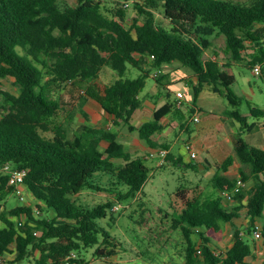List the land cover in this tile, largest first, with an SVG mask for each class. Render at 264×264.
I'll list each match as a JSON object with an SVG mask.
<instances>
[{"label":"trees","instance_id":"1","mask_svg":"<svg viewBox=\"0 0 264 264\" xmlns=\"http://www.w3.org/2000/svg\"><path fill=\"white\" fill-rule=\"evenodd\" d=\"M119 1L131 2L138 12L131 26L126 24L124 7L111 15L104 12L105 0H77L75 5L63 4L62 0H0V80L13 78L20 87L19 94L0 89L6 103L0 117V256L15 254L16 262L33 256L37 264H65L71 252L80 256L84 249L96 245L99 257L116 254L111 235L105 231L102 235L97 222L113 214L114 200L86 206L76 196L89 187L96 188L89 179L99 171H107L128 186L127 191L117 192L119 200L135 198L152 171L143 156L134 157L126 148L118 129L83 122L70 135L74 109L49 92L51 82L93 81L104 66H110L120 76L106 84L104 94L98 96L105 113L113 117L114 125L124 122L153 145L152 136L164 129L171 114L178 115L181 127L190 131L184 121L186 112L170 100L155 109L151 120L139 127L133 123L142 107L140 93L152 69L181 62L195 71L197 82H187L193 85L195 100L209 85L227 98L231 118L254 127L239 108L243 96L232 88L236 76L227 71L232 63L203 56L212 45L210 36L218 31L225 35L231 58L247 59L251 68L262 65L264 77V0ZM159 10L168 19L167 26L157 20ZM248 40L257 45L250 57L245 56ZM132 67L141 70L139 76H127ZM155 78L171 97L165 75ZM252 112L264 114V109L255 107ZM81 113L88 121L86 111L81 109ZM60 116L66 123H56ZM163 146L169 148V144ZM237 161L241 163L240 179H252L253 184L236 191L232 199L236 204L228 207L223 193L238 184L239 177L229 175ZM7 163L13 169L28 170L24 183L35 204L27 201L6 208V199L16 193L11 170L4 168ZM171 163L195 168L192 162L185 164L181 155L168 151L161 164ZM214 166L217 170L211 182L219 195L188 197L187 188L177 192L180 199H185L176 222L183 224L187 238L186 264H255L247 260L253 254V245L240 228L234 231V243L223 251L213 248L212 236L218 238L224 224L240 217L243 208L249 218L247 233L252 234L256 220L262 218L264 236V148L240 136L235 153ZM35 206L41 211L38 215ZM196 231L200 243L192 239Z\"/></svg>","mask_w":264,"mask_h":264},{"label":"rangeland","instance_id":"2","mask_svg":"<svg viewBox=\"0 0 264 264\" xmlns=\"http://www.w3.org/2000/svg\"><path fill=\"white\" fill-rule=\"evenodd\" d=\"M76 2L77 0H62L63 4L75 5ZM104 5V12L109 15H111L112 11L124 7L127 11V26H131L133 18L138 17V12L131 2L126 1L124 3L119 0H105ZM157 17V20L161 24L168 25V19L160 10L157 11ZM140 18L143 19L142 16ZM210 38L212 45L205 51L203 58H217L223 64L232 63L229 67L231 69L230 72L236 76V81L232 85V88L243 96L239 108L243 114L247 115L248 124L256 121L258 122V126L261 127L264 122V114L255 115L252 112V108L260 107L264 109V77L260 73L255 72L254 68L247 65V59L236 61L231 58V52L227 49L224 34L217 31ZM247 44L248 49L245 52V56L250 57V54L256 51L257 45L253 44L250 40L247 41ZM18 49L22 51L20 47ZM261 67L263 68L262 65ZM161 69L162 72L160 75H165L164 82L168 86H171V97L166 96V87L161 86L155 78L154 73L159 70L157 68L152 69V73L147 78L146 86L141 91L140 97L146 101L147 105L152 106L155 104L156 107H160L168 100L175 102L178 89L183 91L184 104L182 110L186 112L184 121H186V126L189 127L190 131L188 129L187 131H183L180 124H173L174 120L180 121L176 114H174V117L169 120L167 129L165 130L167 136H162L161 141L171 146L173 154L176 156L181 155L185 164L192 162L195 168H182L180 164L178 166L174 163L162 165L159 163L160 158L152 152L151 156L145 159V162L152 167L150 177L145 186L141 191L137 192L135 198L131 196L122 200L117 198V192L120 190L127 191L128 186L107 171L95 173L89 179V182L93 186L95 185L96 188L89 187L76 197L80 203L86 206H93L108 199L114 200V205L120 204V209L115 210L113 214L109 213L107 217L97 219L98 226L102 230V235L104 231L111 235L110 240L116 244L117 251L114 255L99 257L95 252L98 245L88 247L78 256L81 259L79 262L83 264H162L164 261L171 260L168 258L169 255L175 256L172 264H183L184 259H180L181 257L178 252H181L184 248L186 250L188 244L187 238L183 234V224L176 222V219L182 211L185 199H180L177 196V192L179 188H187L186 195L188 197L200 195L201 198H204L210 194H214V196L219 195L220 193L213 186L211 178L217 170L214 163L226 158L223 157L225 155H208L202 149L198 150L196 157H193L191 152L186 148L187 144H190L203 125L207 126L204 133L206 138H209L212 142H224L219 129L222 132L229 133L232 137L239 138L242 136L245 140L250 138L248 127L242 125L239 120L229 116L228 110L232 109V107L225 96L213 91L209 85H205L195 100L193 85L187 84L189 80H192L193 83L197 82L194 76L195 71L191 67L184 66L181 62H174L165 65ZM140 73L141 70L139 68L132 67L127 72V76L137 77ZM119 76L117 71L106 65L101 70L100 76L93 81L65 82L62 84L51 82L49 92L54 97L59 98L63 103H67L66 106L74 109L72 113L75 112L74 115L76 116L70 121V135H73L75 129H78V126L86 121L84 115L81 113V109L88 111L89 120L86 122L92 125H108L113 129H118L119 132H129V128L124 122L119 125H114L110 117L103 111V107L98 98V96L104 94L105 85L114 82ZM49 77L47 76L46 80ZM0 89L10 91L14 94L20 93V87L15 83L13 78L1 79ZM195 104L202 107L198 113L203 118L202 122H196L194 119H190L193 115L191 108ZM5 105L6 103L0 94V117L2 112L5 111ZM210 116H217L222 122L218 123L216 120L210 123L207 121ZM56 121L57 124H59V121L66 123L64 116L58 117ZM232 122H235L236 127ZM260 131L263 132L264 130ZM129 133L131 137L135 135V133ZM124 137H126V134H124ZM124 137L123 140H125ZM226 152H229V155L235 153L234 143L229 142L226 145ZM206 156L212 164H207L206 167H202L201 165L205 164ZM240 166L241 163L237 161L236 168H231L229 175L239 177ZM245 169L250 171L248 166H245ZM250 180L248 181L249 187L253 184V180ZM97 186L106 190L100 191ZM114 187H117V189ZM27 201L35 204V200L28 190H26L24 199L17 193L10 194L4 205L7 209H11L19 204H25ZM224 202L226 206L233 204V201L226 200L225 197ZM37 209L35 206V211ZM40 213L36 214L38 215ZM112 215H114V218H112ZM259 222L263 223L261 219H259ZM223 230L224 237L230 234L229 223L224 225ZM38 235H40V232ZM102 235L101 241L103 240ZM253 235H247L252 244L257 238ZM215 236L217 235L212 236L213 241L216 239ZM192 239H200V233L197 231L194 232ZM256 243H258V240ZM228 244L223 238L220 242L221 247L219 248H225ZM99 245L102 247L104 244ZM107 247V249H110V246ZM14 259L15 254H8L3 257L0 264H37L33 256L19 262L14 261Z\"/></svg>","mask_w":264,"mask_h":264},{"label":"crops","instance_id":"3","mask_svg":"<svg viewBox=\"0 0 264 264\" xmlns=\"http://www.w3.org/2000/svg\"><path fill=\"white\" fill-rule=\"evenodd\" d=\"M229 67H227V71L230 72L231 69ZM178 90H180V89H178ZM156 108H158V107H156L155 104H153L152 106L147 105L146 101L143 99L141 109L138 110L137 113L133 117V123L137 127H139L142 123L151 120L153 118L154 111ZM195 108H196V110H195V112H193V115L190 117V119H194V121H196L195 117H198V118H200V121H196V122H202L203 118H201L198 115V113L202 109V107L199 105H196ZM103 111H104V109H103ZM86 113L88 114V119H89L88 111H86ZM107 116L110 117V119L112 121H114L112 116H109V115H107ZM176 116H177V118H180L178 115H176ZM173 117H174V114L169 115V117L167 118V120L165 122L164 129L162 131H160L159 133L152 136V140L154 143L153 145L150 144L149 141L142 139L138 130L131 131L130 129H128L129 132L135 133V135L134 136L132 135V137H131L129 132L124 133V132L120 131L119 132L120 139L125 144L126 148L129 151H131V153L133 154L134 157L141 155L145 159H147L151 156L152 152H154L156 154V156H158L160 158L159 163H162V157L159 154H160V150L162 148H165L163 145H165L167 143H163L161 141V138H162V136H167L165 130L167 129V125L169 124V120ZM185 118H186V115H185ZM85 120H87V119L85 118ZM216 120L218 121V123L222 122L221 119H219V117H217V116H210L207 121L212 123V122H215ZM181 122L182 121L174 120L173 124L174 125H176V124L181 125ZM232 123L236 127L235 122H232ZM253 123H254L253 128L248 127L250 138L247 141L251 144L258 146V147L264 148V131L263 132L260 131V130H264V122L262 123L261 127L258 126V122H256V121ZM98 126H101V125H98ZM206 127L207 126H204V125L201 126L200 129L198 130V134L195 135V138L192 139V137H191L192 141L190 142V144L192 145L193 150L196 153V156L198 155L197 154L198 150L202 149V150L206 151L208 153V155H215L216 154V155H225L223 157H227L229 155V152H226V145H228L230 142V143H234V146H235L238 138L232 137L231 135H229V133H227L225 131L222 132L219 129L220 133L223 136L224 142H218V141L212 142L209 138H206V135L204 134ZM185 130L187 131L186 128H183V131H185ZM161 132H163V133H161ZM124 134H126V137H124ZM123 137L125 138V140H123ZM103 146L105 147L106 143H103ZM186 148H187V146H186ZM133 150L135 151V153ZM167 150L172 152L171 146H169V148ZM225 152H226V154H224ZM207 164L210 165L211 162H210L209 158L206 156L205 157V164H202L201 166L206 167ZM235 204H236V202L233 201V204L228 206V207H232ZM259 219H261L263 221L262 218H258L256 220V223L262 224V222H259ZM248 224H249V218L247 217V209L243 208L241 210V216L235 218L232 223L229 222L230 234H228L227 236L224 237V233H223L224 230H223L222 233L220 234V236L218 238L216 237V239L214 241L215 243L212 245L213 248L217 249L218 251H223V250H226L228 247H230L234 243V231L238 228H240L243 231L244 236H247L248 233L246 231V228H247ZM252 235H253V232H252ZM223 238L229 244L225 248H219V247H221L220 242L222 241ZM255 240L256 241L258 240V243H256ZM255 240H254V243L252 244L253 245V254L248 256L247 260L252 261L255 264H261L262 262H264V236L260 237L259 239L256 238ZM195 241H199V243L201 242L200 239H197ZM184 252H185V248L182 249V251L178 252V253L181 257L180 259H184L183 264H186V256H185ZM168 258L171 260L170 261H164L162 264H172L174 262L175 256L169 255ZM253 259H257V260H253Z\"/></svg>","mask_w":264,"mask_h":264},{"label":"built area","instance_id":"4","mask_svg":"<svg viewBox=\"0 0 264 264\" xmlns=\"http://www.w3.org/2000/svg\"><path fill=\"white\" fill-rule=\"evenodd\" d=\"M261 70H262V67L260 64H257L255 67H254V71L257 72V73H260L261 74ZM162 72V69H159L156 73H154L155 76H159L160 73ZM184 93L182 90H178L176 92V104L178 107H182L183 104H184ZM195 120L196 121H200V119L198 117H195ZM187 149L191 152L192 156L195 157L196 156V153L195 151L193 150V147L191 144H187ZM168 153V150L165 149V148H162L160 150V155L162 157V162L164 161L166 155ZM5 169L7 170H11V173H12V183L15 184V192L21 196L22 199L25 198L26 196V185L24 183V180H25V177L28 173V170L27 169H13L9 163L5 164L4 166ZM248 185L247 182L243 181L242 179H239L238 180V184L236 185V187L233 189V190H227L223 193V196L226 198V200H231L233 199L234 197V194L236 191H239L241 187H246ZM117 209H120V204H116L113 208V210H117ZM37 212L36 213H40V209L38 208L36 210ZM253 234L255 235V237L257 238H260L263 236V233H262V224L260 223H257L256 226H255V229L253 231ZM78 258V253L73 251L71 252L70 254L67 255L66 257V262L65 264H83L82 262H78L77 260L74 261L75 259ZM3 260V256H0V261Z\"/></svg>","mask_w":264,"mask_h":264}]
</instances>
